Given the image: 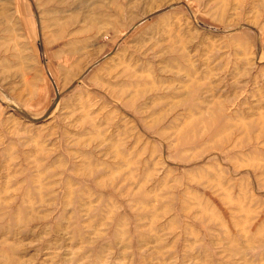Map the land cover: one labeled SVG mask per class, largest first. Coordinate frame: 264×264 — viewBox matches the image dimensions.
I'll use <instances>...</instances> for the list:
<instances>
[{"label": "rangeland", "instance_id": "374dc122", "mask_svg": "<svg viewBox=\"0 0 264 264\" xmlns=\"http://www.w3.org/2000/svg\"><path fill=\"white\" fill-rule=\"evenodd\" d=\"M0 264H264V0H0Z\"/></svg>", "mask_w": 264, "mask_h": 264}, {"label": "bare ground", "instance_id": "6f19581e", "mask_svg": "<svg viewBox=\"0 0 264 264\" xmlns=\"http://www.w3.org/2000/svg\"><path fill=\"white\" fill-rule=\"evenodd\" d=\"M150 8V7H149Z\"/></svg>", "mask_w": 264, "mask_h": 264}]
</instances>
